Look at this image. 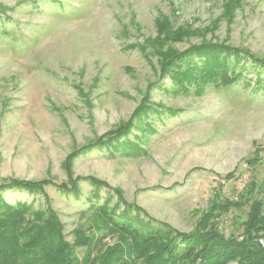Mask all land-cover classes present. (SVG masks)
<instances>
[{
  "label": "rangeland",
  "instance_id": "rangeland-1",
  "mask_svg": "<svg viewBox=\"0 0 264 264\" xmlns=\"http://www.w3.org/2000/svg\"><path fill=\"white\" fill-rule=\"evenodd\" d=\"M234 1L0 0V182L66 181L68 155L127 121L150 93L152 103L178 113L153 114L154 133L134 130L146 152L95 148L75 158L74 176L105 180L156 222L182 231L204 222L241 236L249 206L225 203L264 182V87L256 85L257 69L244 70L227 87L208 83L201 92H175L152 42L156 20L166 16L175 28L197 31L162 43L164 50H184L206 38L264 57V0H240L231 18L225 13ZM80 185L79 199L54 186L45 196L9 189L3 197L49 203L73 240L72 229L91 220V211L81 212L89 206L86 198L97 191L102 203L109 196L88 181ZM257 196L264 200V190ZM260 241L264 245V237Z\"/></svg>",
  "mask_w": 264,
  "mask_h": 264
},
{
  "label": "trees",
  "instance_id": "trees-1",
  "mask_svg": "<svg viewBox=\"0 0 264 264\" xmlns=\"http://www.w3.org/2000/svg\"><path fill=\"white\" fill-rule=\"evenodd\" d=\"M239 2L227 3L225 14L232 18ZM156 25L157 35L152 42L161 57V73L173 81V91H190L195 87L201 92L208 83L227 87L236 83L244 70L252 66L257 69L256 85L264 87L261 84L264 57L243 47L206 38L184 50L173 47L164 50L162 43L182 40L195 35L197 30L183 26L175 28L166 16L159 17ZM165 113L174 116L178 109L162 103L155 105L149 93L127 121L68 155L64 162L66 181L45 177L39 180L11 178L0 182V264H264V245L260 241L264 237V200L257 196L264 190V182H253L238 198L227 199L228 208L249 206L247 218L242 221V235L227 236L214 226L208 228L204 222H198L190 231L156 222L147 213L143 214L136 203L126 201L122 191L105 180L93 175L74 176L75 158L95 148H105L113 154L117 151L128 155L145 153L146 148L140 142L142 137L134 130L154 133L156 128L151 116ZM231 176L230 173L227 177ZM81 181L107 189L109 196L102 203L98 201L97 191L86 198L89 206L81 212L85 215L91 211V220L78 223L72 229L73 240L67 239L65 224L49 203L34 206L33 202L11 203L3 197V192L9 189H26L45 196L46 187L54 186L79 199ZM115 194L118 199L111 204ZM88 221L90 224L85 226ZM89 231L93 232L89 234ZM114 236L112 243L104 241ZM82 246L86 249L80 256L78 248Z\"/></svg>",
  "mask_w": 264,
  "mask_h": 264
}]
</instances>
